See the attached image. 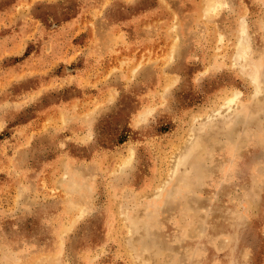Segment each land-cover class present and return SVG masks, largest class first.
Returning <instances> with one entry per match:
<instances>
[{"label":"rangeland","instance_id":"rangeland-1","mask_svg":"<svg viewBox=\"0 0 264 264\" xmlns=\"http://www.w3.org/2000/svg\"><path fill=\"white\" fill-rule=\"evenodd\" d=\"M0 264H264V0H0Z\"/></svg>","mask_w":264,"mask_h":264},{"label":"bare ground","instance_id":"bare-ground-1","mask_svg":"<svg viewBox=\"0 0 264 264\" xmlns=\"http://www.w3.org/2000/svg\"><path fill=\"white\" fill-rule=\"evenodd\" d=\"M238 38V37H237ZM238 41V40H237ZM240 42V41H239ZM238 43V42H237ZM236 43V44H237ZM235 54V53H234ZM258 89L260 90V87H258ZM239 95L240 94H238V95H236L235 96V98H233L234 100H236L237 99V97L239 98ZM233 96V95H232ZM234 97V96H233ZM234 102V101H233ZM229 104V103H228ZM220 106V105H219ZM231 105H229L228 107H230ZM230 109V108H229ZM234 109V108H233ZM237 116V115H236ZM238 117V116H237ZM206 126V125H205ZM209 127V126H208ZM213 129V128H212ZM175 142V141H174ZM192 142V141H191ZM171 144V143H170ZM231 147V146H230ZM194 148V147H193ZM230 149V148H229ZM232 149V148H231ZM234 149V148H233ZM235 150V149H234ZM174 156V155H173ZM172 157V156H171ZM183 160V159H182ZM208 160V159H207ZM179 161V160H178ZM196 170V169H195ZM191 175V174H190ZM188 185V184H187ZM133 215V214H132ZM45 262V261H44Z\"/></svg>","mask_w":264,"mask_h":264}]
</instances>
